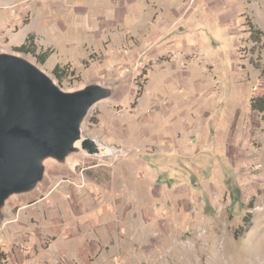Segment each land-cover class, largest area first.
<instances>
[{
  "label": "rangeland",
  "instance_id": "rangeland-1",
  "mask_svg": "<svg viewBox=\"0 0 264 264\" xmlns=\"http://www.w3.org/2000/svg\"><path fill=\"white\" fill-rule=\"evenodd\" d=\"M28 34L64 89L122 87L109 153L8 208V264H264V0H0V48Z\"/></svg>",
  "mask_w": 264,
  "mask_h": 264
},
{
  "label": "water",
  "instance_id": "water-1",
  "mask_svg": "<svg viewBox=\"0 0 264 264\" xmlns=\"http://www.w3.org/2000/svg\"><path fill=\"white\" fill-rule=\"evenodd\" d=\"M121 87L89 82L66 90L26 52L0 48V221L56 171L109 153L86 135V122Z\"/></svg>",
  "mask_w": 264,
  "mask_h": 264
},
{
  "label": "trees",
  "instance_id": "trees-1",
  "mask_svg": "<svg viewBox=\"0 0 264 264\" xmlns=\"http://www.w3.org/2000/svg\"><path fill=\"white\" fill-rule=\"evenodd\" d=\"M248 24H249L248 30L250 33V38L259 43L261 41L262 30L258 28L257 26H255L254 24H252L251 22H249ZM15 48L19 51L32 54L33 56L36 57V59L39 62H44L51 53V50L48 48L44 50H40V51H35L36 46L33 43L32 34H28L27 37L24 39V41L20 45L15 46ZM59 69H60V66L57 64L54 66L52 72L57 76L59 74L58 73ZM250 106L252 110H257L259 112L264 111V94L252 96L250 99ZM2 258H5V257H2Z\"/></svg>",
  "mask_w": 264,
  "mask_h": 264
},
{
  "label": "crops",
  "instance_id": "crops-1",
  "mask_svg": "<svg viewBox=\"0 0 264 264\" xmlns=\"http://www.w3.org/2000/svg\"><path fill=\"white\" fill-rule=\"evenodd\" d=\"M0 255H2V256H0V258H1L0 264H8V263H10L9 254H7V257H5V255L1 254V253H0ZM2 257H5V258H2Z\"/></svg>",
  "mask_w": 264,
  "mask_h": 264
}]
</instances>
